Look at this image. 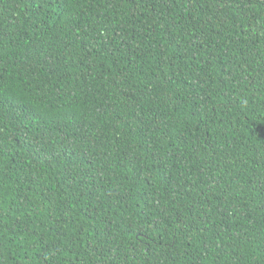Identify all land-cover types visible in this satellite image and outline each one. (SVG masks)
<instances>
[{"label": "trees", "instance_id": "trees-1", "mask_svg": "<svg viewBox=\"0 0 264 264\" xmlns=\"http://www.w3.org/2000/svg\"><path fill=\"white\" fill-rule=\"evenodd\" d=\"M0 264H264V0H0Z\"/></svg>", "mask_w": 264, "mask_h": 264}]
</instances>
